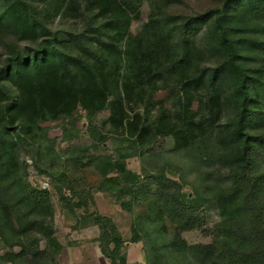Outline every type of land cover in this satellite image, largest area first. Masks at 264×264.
Here are the masks:
<instances>
[{
  "label": "rangeland",
  "instance_id": "rangeland-1",
  "mask_svg": "<svg viewBox=\"0 0 264 264\" xmlns=\"http://www.w3.org/2000/svg\"><path fill=\"white\" fill-rule=\"evenodd\" d=\"M25 1L55 35L57 48L64 52L77 50V45L66 48L64 42L84 30L83 19L55 14L54 0ZM225 1L141 0L140 15L133 21L131 33L145 34V25L152 16H158L176 30L172 33L173 51L168 55L174 57L181 46L179 30L189 23L187 34L200 52V70L216 68L224 57L214 56L219 35L215 21L195 27L190 18L223 8ZM73 7L79 14L80 6ZM261 25L264 27V23ZM263 33L264 29L258 32L261 37ZM40 42L4 34L0 38V71L14 50L12 46L32 53ZM261 49L263 53L253 58L249 67L256 70L254 75L264 95ZM1 84L16 96L10 82ZM160 84L162 89L147 95L135 112L129 109L131 118L140 113L141 127L147 128L145 148L112 126L109 108L92 115L79 107L72 117L39 123L32 138L19 129L0 128V142L7 146V155L0 154V176L12 169L11 177L0 183L11 190L6 197L9 200L0 201L1 264H64L67 248L82 240L100 242L103 249L105 226L97 224L99 218L110 222L122 236L119 255L124 259L126 245L134 244L136 238L143 240L137 243L142 248L143 264H197L189 250L218 243L221 217L217 197L233 181L232 169L221 156L218 130L236 118L237 100L232 96L231 84L221 82L225 105L211 126L208 81L197 91L191 89L190 103L175 75ZM188 111L197 114V122H204L203 136L178 147L171 129L181 128ZM248 132L253 137L251 173L262 185L260 198L264 200V122ZM122 164L136 176L135 180L118 171ZM22 192L40 199L39 207H33L29 200L20 202ZM177 200L195 212L182 214L175 206ZM89 229L99 232L85 234ZM183 244L189 249L187 254L178 250ZM9 256L14 258L12 263L5 259Z\"/></svg>",
  "mask_w": 264,
  "mask_h": 264
},
{
  "label": "trees",
  "instance_id": "trees-1",
  "mask_svg": "<svg viewBox=\"0 0 264 264\" xmlns=\"http://www.w3.org/2000/svg\"><path fill=\"white\" fill-rule=\"evenodd\" d=\"M0 3V38L9 33L21 40H42L32 53L12 46L14 50L0 71V128L19 129L32 138L39 123L72 117L79 107L92 115L109 108L112 126L145 148L147 128L141 127L140 113L131 118L129 109L135 112L147 95L162 89L160 83L167 77L176 76L187 103L193 97L191 89L197 91L204 81L209 82L207 113L211 126L225 105L220 83L229 82L239 110L232 122L218 130L221 156L233 173V181L217 197L221 217L218 243L192 250L183 244L178 250L184 254L189 250L197 264H264V200L260 198L262 185L251 173L253 137L248 132L264 122V95L254 75L256 70L249 67L253 58L263 53L261 47L264 49V33L262 37L258 34L264 29V0H226L223 8L190 18L195 27L214 20L218 29L214 56L221 55L224 61L216 68L203 70L198 64L200 52L187 34L189 23L179 30L181 46L174 57L168 55L173 51L175 28L158 16H152L145 25V34L131 33V25L140 15L141 0H54L55 14L85 22L80 34L64 42L66 48L77 45L75 52L56 47L55 35L25 0ZM74 5L80 6L79 14L74 13ZM3 81L15 87L16 96L1 84ZM187 114L180 129H171L178 147L203 136L204 122L196 121L195 112ZM0 154L7 155V146L2 142ZM11 171L0 176V183L11 177ZM118 171L130 180L136 178L124 164ZM8 191L11 193L0 186V201L9 200ZM21 194L20 202L29 200L33 207H39L40 199ZM175 206L182 214L195 212L178 200ZM97 224L105 226L101 241L106 256L112 264H126L119 255L123 246L120 233L104 218H99ZM5 259L14 261L11 256Z\"/></svg>",
  "mask_w": 264,
  "mask_h": 264
},
{
  "label": "crops",
  "instance_id": "crops-1",
  "mask_svg": "<svg viewBox=\"0 0 264 264\" xmlns=\"http://www.w3.org/2000/svg\"><path fill=\"white\" fill-rule=\"evenodd\" d=\"M94 232L99 231L85 230V234H92ZM100 245V242L80 241L76 246L67 248V259L64 264H112L111 259L103 253L104 251ZM114 246L112 244L110 248L113 249ZM141 250L140 244H127L125 249V254H127L126 264H143L144 257Z\"/></svg>",
  "mask_w": 264,
  "mask_h": 264
}]
</instances>
